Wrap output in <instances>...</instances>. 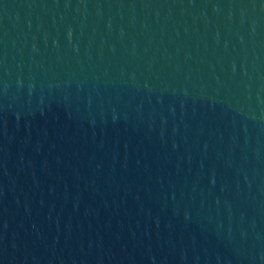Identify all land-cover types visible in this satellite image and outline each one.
<instances>
[{"label": "water", "instance_id": "water-1", "mask_svg": "<svg viewBox=\"0 0 264 264\" xmlns=\"http://www.w3.org/2000/svg\"><path fill=\"white\" fill-rule=\"evenodd\" d=\"M0 264H264V0H0Z\"/></svg>", "mask_w": 264, "mask_h": 264}]
</instances>
